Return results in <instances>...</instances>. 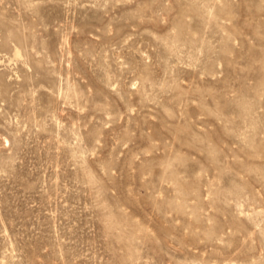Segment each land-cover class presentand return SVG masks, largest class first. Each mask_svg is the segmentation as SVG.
<instances>
[{"label": "rangeland", "instance_id": "374dc122", "mask_svg": "<svg viewBox=\"0 0 264 264\" xmlns=\"http://www.w3.org/2000/svg\"><path fill=\"white\" fill-rule=\"evenodd\" d=\"M0 264H264V0H0Z\"/></svg>", "mask_w": 264, "mask_h": 264}]
</instances>
